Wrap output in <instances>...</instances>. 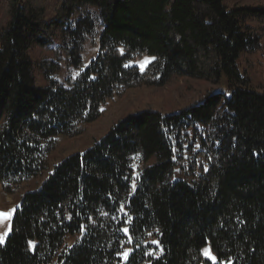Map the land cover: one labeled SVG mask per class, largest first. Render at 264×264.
Listing matches in <instances>:
<instances>
[{
  "label": "trees",
  "instance_id": "16d2710c",
  "mask_svg": "<svg viewBox=\"0 0 264 264\" xmlns=\"http://www.w3.org/2000/svg\"><path fill=\"white\" fill-rule=\"evenodd\" d=\"M1 3L0 183L20 203L0 264H213L208 245L216 264H264V3ZM64 67L81 70L68 85ZM174 78L220 89L172 113L103 111Z\"/></svg>",
  "mask_w": 264,
  "mask_h": 264
},
{
  "label": "rangeland",
  "instance_id": "374dc122",
  "mask_svg": "<svg viewBox=\"0 0 264 264\" xmlns=\"http://www.w3.org/2000/svg\"><path fill=\"white\" fill-rule=\"evenodd\" d=\"M228 1L230 2L231 0ZM251 1L253 4L264 3V0ZM4 7L5 6L2 5L0 0V25L5 14ZM97 50L98 48L95 46L90 47L85 59L84 66L88 65L96 57ZM31 58L39 65L44 59H52L53 54L48 49H42L38 46H35L33 51L31 52ZM152 60L153 58L147 57L141 62H131L129 63V66H136L140 68L141 71H143L152 62ZM37 71L38 75H43L42 70L37 69ZM80 71L81 70L64 67L62 73L59 75V79L65 85H68L66 84V82L69 80H74L78 76ZM252 73L254 74L255 80L259 81L258 74H255V71H252ZM39 85H47V82L43 78V76L40 78ZM210 89L218 91L220 87L213 86L207 82L174 78L167 85L161 88L139 87L130 89L124 95L116 96L112 102L105 104L103 106V111L108 113L111 118L110 120L116 119L117 117H126L130 114L138 113L151 107L162 110L165 113H172L173 111L179 110L194 102L206 90ZM90 144L91 142L86 141L83 145H81L80 150L86 149L88 146H90ZM19 203L20 199L18 197L6 194L0 183V213L12 212V210L15 209V211L12 212L10 219L0 217V235L7 233V235L5 236L4 244L0 246H5L8 241V238L11 234V231H9L8 229L10 227L12 230V221L16 214ZM204 249H209L211 251V254L215 256L210 245H208ZM207 260L213 263L212 260Z\"/></svg>",
  "mask_w": 264,
  "mask_h": 264
},
{
  "label": "snow or ice",
  "instance_id": "6c2138e0",
  "mask_svg": "<svg viewBox=\"0 0 264 264\" xmlns=\"http://www.w3.org/2000/svg\"><path fill=\"white\" fill-rule=\"evenodd\" d=\"M78 74V73H77ZM207 170V169H205ZM136 188V184L135 182L133 181L132 183V190L134 191ZM121 210H123V207L121 206ZM15 209L12 210V212H14ZM12 212H8V213H0V217H4L6 219H10L11 218V215H12ZM125 216L127 217V220H131V217L127 215V213H125ZM9 231H11V228L9 227L8 229ZM122 231L125 232V234H128L129 232V229L127 227L123 228ZM7 235V233H4L3 235H0V245H3L4 242H5V236ZM129 242L131 243V236H129ZM153 243H158L157 241H153ZM30 246L32 247L33 251H35V245L32 243V242H29ZM129 255V252L128 251H125L123 254H122V257L123 259L126 261L127 260V257ZM203 255L207 258V259H210L213 261V264H216V260L217 258L211 254V251L209 249H204L203 251ZM221 264H233L231 258H227L225 261H221Z\"/></svg>",
  "mask_w": 264,
  "mask_h": 264
}]
</instances>
